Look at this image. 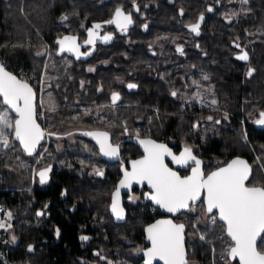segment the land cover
Instances as JSON below:
<instances>
[{"label":"flooded vegetation","instance_id":"1","mask_svg":"<svg viewBox=\"0 0 264 264\" xmlns=\"http://www.w3.org/2000/svg\"><path fill=\"white\" fill-rule=\"evenodd\" d=\"M209 2L210 0H136L140 9L137 12L132 7L133 0H52V3L62 4V7H58L60 11L57 18L58 25L55 26L54 45L45 42L47 46L45 48L46 58L48 59L46 64H54L57 61L61 71L51 78L48 77V65L44 67V91L49 94L50 89L54 92L56 90L59 92L58 96H63L64 99L68 98L66 96L73 97L72 99L76 102L73 107L78 109L72 112L73 117H76L78 112H87L91 114L92 121L102 125L97 129L83 126L52 131L49 111L43 103H41L42 107L40 106L41 96L39 97L37 94L35 108L37 122L45 133L41 140L44 143L43 151L51 145L52 137L55 138V144L59 147L67 144L63 139L72 141L78 136L89 138L97 147L95 152H97L98 158L93 157V164L83 174V177L92 183L96 179L107 182L106 196L102 201L105 205L104 209L92 211L91 218L79 227L77 241L83 251L74 257L77 264H118L116 260H113V256H119L116 259L121 260L120 264H129V259L135 261L133 264H145L144 253L149 247L145 229L155 220L169 216L156 205L155 207L151 206L148 220L140 222V237H137L135 233L128 236L123 230L129 228L131 222L127 221L131 211L141 209L144 212L146 208L144 202L149 200L145 197V193H150L146 187L137 188L135 186L127 193L121 194L122 207L126 213L124 221H115L110 212L112 193L122 177L121 169L129 170V162L143 156L139 139L151 138L164 143L175 155H179L185 146H190L193 149V154L201 160L194 151L193 143L195 147H198L195 139L198 140L199 135H201V139L204 138V121L208 120L209 116L212 118L216 116L224 117L227 122L229 116H232L233 107L228 102L233 99L230 93L231 89L237 90V88L227 85L226 81L232 80L237 85L239 79L243 86H247L249 96H242L241 105L246 100L255 102L254 91L256 90L254 89L260 78L254 76L258 71L256 61L260 57L262 36L258 35V31L255 30L249 34V38L238 37L243 36L242 30L236 29V26L240 24L239 13L244 4L241 3V0H229L230 5L237 3L236 15L231 22H228L225 17L232 13L222 6L221 0L219 3L217 0H212V4ZM249 4L254 7V0H251ZM118 6L122 7L125 13H131L133 16L134 23L129 27L127 33L121 32L115 24L104 23L112 19ZM209 7L212 8L211 12L207 10ZM181 9H183V15L180 14ZM65 11L69 18L62 22L60 17L65 15ZM201 14L204 19L200 22L199 35H197L191 32L187 26L196 23ZM96 23L102 25L99 30L101 36L111 33L113 39L108 43L97 40L93 48L92 45H86L84 41L88 38L87 30ZM144 25H147V28ZM64 35L77 36V42L81 45L80 51L82 53L91 51V54L86 57L81 56L80 59L67 51L58 54L59 46L55 41ZM221 35L235 37L234 40H231L234 48L229 51V55L236 61H219V57L215 58L210 55L211 47L215 46L211 43L213 39L210 37ZM236 44H239L240 47H236ZM177 45L183 46V55L176 51ZM51 46H54L52 50ZM241 49L248 53V61L236 59V56L241 54ZM249 67L255 69L251 77L246 76ZM89 68H93L94 71H88ZM232 73H239L241 76L232 79L225 76ZM205 76L208 79L205 80ZM51 80H53V87H51L53 84L49 83ZM81 81L84 82L83 87ZM262 82L264 83V80ZM129 83L136 84L137 87L129 89L127 87ZM31 85L33 87V84ZM97 89H101V91H97ZM172 91H177L178 96L173 97ZM113 92L120 95V99L115 105L111 101ZM83 95H85L84 99L89 100V105L80 104ZM213 99L216 104L211 103ZM240 110L241 115L244 114L242 106ZM261 111L264 109H259L258 115ZM162 116L188 120L191 123L189 137L180 136L167 140L164 137L152 136V131L158 132L157 130L161 129V125L158 123V127L155 125L154 118ZM241 122L246 130L243 119L239 120V123ZM151 123H154L152 129L150 128ZM125 124L127 132H125ZM193 124L198 126L194 128ZM113 128L121 130L118 136H113ZM94 131L108 132L109 142L114 146L119 145V155L116 161L106 160L100 152L96 139L84 134ZM137 132H139V137H137ZM135 138L139 147L138 154L125 160L124 158L128 155V147L132 148L136 145L133 144ZM166 163L181 176L191 174V165L181 167L172 163L170 159H167ZM201 167L206 174L203 163ZM96 169L102 170L103 175H97ZM129 197H135V200L129 199ZM86 207H90L89 204ZM169 217L173 219L174 223H178L175 215ZM36 224L41 225V222ZM4 235V240L7 243H17V238L15 242L12 240L13 236L16 237L12 227L10 232ZM81 235H86L90 239L81 241ZM111 235L116 236L115 243L112 241ZM59 237L60 235L57 236L55 232L56 241L59 240ZM184 238L186 245L185 234ZM30 245L33 246V244ZM101 256L104 259H101Z\"/></svg>","mask_w":264,"mask_h":264},{"label":"trees","instance_id":"2","mask_svg":"<svg viewBox=\"0 0 264 264\" xmlns=\"http://www.w3.org/2000/svg\"><path fill=\"white\" fill-rule=\"evenodd\" d=\"M250 1L243 4L239 13L240 24L235 26L236 29L242 30L243 36H238L239 38H249V34L257 30L258 35L263 39L260 43V46L262 45L260 57L256 61L258 71L254 76L260 78L254 89L256 90L254 91L255 102L246 100L241 105L242 96L248 97L249 90L247 86L241 84L239 79L237 85L228 79L227 85L237 88V90L231 89L230 93L233 99L228 102L233 107L232 116H229L227 122L216 116L212 120H205L204 138L201 139V135H199L198 140L195 139L198 147H195L193 143V148L202 160L206 174L234 158L245 159L252 167L251 183L255 184L257 181L264 183V125L255 123L260 118L258 110L264 109V83L262 82L264 80V0H254V7L249 4ZM209 4H212V0ZM221 4L231 13H235L237 10L236 2L230 5L229 0H221ZM58 7H62V4L52 3V0H0V55L4 58L1 60L0 56V61L18 77L33 84L36 97L39 94L46 107L50 94L57 105L55 112L48 113L52 121L50 126L52 131L83 126L97 129L102 125L92 121L91 114L86 115L85 112H78L75 118L72 116V112L78 110L73 107L76 105L73 97L66 96L68 98L64 99L63 96H58L59 92L56 90L54 92L51 89L49 94H46L43 83L42 86L39 85L41 78L44 79L45 42L54 45L55 26L58 25L57 18L60 11ZM228 7L230 9H227ZM210 39H213L211 43L215 45L211 47L210 55L215 58L219 57V61H236L229 55V51L234 48V44L231 43V40L235 39L234 36L221 35L210 37ZM53 47L51 46V50ZM38 51L44 52V55L37 56ZM48 67V77L51 78L61 71L57 61L54 64L49 63ZM225 76L232 79L241 75L232 73ZM49 83L53 84V80ZM53 86L54 84L51 85V87ZM81 98L80 104L89 105V100L84 99L85 95ZM0 102L16 119L14 111L1 99ZM241 106L244 108L242 115ZM240 119H244L247 139L242 136ZM154 120L156 126L157 123L161 125L158 132L152 131L151 134L154 137H164L168 140L180 136L189 137L191 133V123L185 118L162 116L155 117ZM217 120L220 123L217 124ZM153 125L154 123L150 124L151 129ZM120 131V129L113 128V136H118ZM13 136L14 133L10 134L12 150L10 148L6 151L0 150V206L3 210L12 213L11 225L17 243H6L3 242V238L0 239V264H77L74 257L83 251L77 241L79 227L91 218L92 211H101L105 206L102 201L106 196L107 182L96 179L92 183L83 177V174L93 164L91 163L89 167L84 161L93 158V155L94 158H98L97 152H95L97 147L89 138L79 136L72 141L63 139L67 144L59 147L55 144V138L52 137L51 145L46 149L45 156L43 155L36 168L38 171L43 166L51 165L49 180L42 185L37 175L33 183L26 178L29 170L25 166L27 163L35 161L44 149V143L40 142L36 152L32 156H28L20 144L13 139ZM133 144H136V148L128 147V155L124 158L125 160L138 154L139 147L136 138ZM14 148H16L15 152ZM258 157L263 170L256 162ZM18 161H21L22 165H19ZM16 173L23 179L18 178ZM146 201L144 202L146 206L144 212L141 209L131 211L127 221L131 222L129 228L123 230L128 236L135 233L137 237H140V222L147 221L150 217L151 206L155 207L152 200ZM87 204L90 207H86ZM200 205L202 206L201 211L200 208H196V211H183L175 215L178 223L185 224L187 264H211L214 261L216 264H239L237 258L231 259L226 255L222 258V252H225L232 243L231 239L227 237L223 221L219 220L216 210H213V213H206L209 218L215 216L216 223L213 224L211 220H207L204 224L202 209L206 206L202 201H197L196 207ZM71 209L75 210L71 211ZM40 211L43 212V215L37 216V212ZM193 216L198 217L196 228L190 224ZM38 222H41V225H37ZM57 228L60 230L58 241L54 238ZM111 236L115 243L116 236ZM201 236H204L205 239L202 240ZM262 243L263 241H258V250L264 248ZM30 244H33V253V250L28 251ZM212 253L215 254V260ZM116 258L119 256H113V260L120 264L121 260ZM131 262L135 263L129 259V264Z\"/></svg>","mask_w":264,"mask_h":264},{"label":"snow or ice","instance_id":"3","mask_svg":"<svg viewBox=\"0 0 264 264\" xmlns=\"http://www.w3.org/2000/svg\"><path fill=\"white\" fill-rule=\"evenodd\" d=\"M247 2L248 0H241V3L246 4ZM132 7L137 12L140 10L136 0H133ZM207 10L211 12L212 8L209 7ZM180 14L183 15V9H181ZM235 15L236 13L227 14L225 18L231 22ZM68 18L67 15L60 17L62 22ZM203 19L204 16L201 14L196 23L187 27L191 32L199 35L200 22ZM104 23L115 24L121 32L127 33L134 20L131 13H125L124 9L118 6L112 19ZM101 27L100 23H96L87 30L88 38L84 41L86 45H92L94 48L97 40L108 43L113 39L111 33H105L101 36L99 32ZM144 27L147 28V25ZM77 39L75 35L58 37L55 41L59 46L58 54L65 51L71 52L75 54L77 59H80L81 56L90 55L91 51L84 53L80 51L81 45ZM236 47H240L239 44H236ZM176 51L183 55V46L177 45ZM36 55L42 56L44 52L38 51ZM236 59L248 61V53L241 49V54L236 56ZM88 71L91 72L94 69L89 68ZM254 71L255 69L249 67L246 76L251 77ZM204 79L206 80L208 77L205 76ZM43 82L42 77L41 83ZM83 83L81 81L82 87ZM127 87L133 89L137 85L129 83ZM97 91H101V89H97ZM171 95L176 97L178 92L172 91ZM0 97H3L4 104L15 111L17 116L13 124L7 113L0 112V144L5 149L12 147L9 135L5 133V129H11L14 133L13 139L19 141L24 153L32 156L45 136L41 126L37 123V113L33 103L35 93L28 80L18 78L13 73L6 71L2 61H0ZM119 99V93L113 92L111 95L112 104L115 105ZM46 103L49 112L57 110V105L50 94ZM211 103L216 104V101L213 99ZM85 114L88 113L85 112ZM259 115L260 118L255 123L264 125V111H261ZM208 119L212 120V117L209 116ZM216 123L218 124L220 121L217 120ZM197 126V124H193L194 128ZM124 128L127 132L126 124ZM84 134L96 139L102 155L108 157L119 155V145L114 146L109 142L108 132L94 131ZM137 137H139V132H137ZM139 143L143 146L144 155L140 159L131 161V171L121 169L123 178L112 193L111 211L117 219L124 218V209L121 207L119 199L121 189L130 188L133 182L146 183L151 192L145 193V197L169 213L176 214L182 210L196 211L197 201L203 202L206 207L202 211L206 213H213L214 209L217 210L218 218L223 221L227 237H230L232 242L225 252H222V258L226 255L231 259L238 257L239 264H264V248L258 250V238L259 241H264V183H251L252 167L246 160L237 157L225 166L205 174L201 167L202 161L197 159L190 146H185L179 155H175L167 145L158 143L151 138L139 139ZM165 157H169L172 163L181 167L191 165V174L181 176L165 163ZM259 159L258 157L257 160ZM39 162L37 161L38 164ZM50 171L51 165L38 171L33 169L34 175L39 177V182L42 185L48 182ZM95 171L97 175H103L102 170L96 169ZM129 199L135 200V197H129ZM3 211V208H0V212ZM5 215L11 220V211ZM40 215L43 213L37 212V216ZM212 223H216L215 218H213ZM11 227L10 223L0 220V229L6 230ZM192 227L195 228L196 224H193ZM145 231L147 239L151 242V248L144 253L148 257L145 264H152L153 259L157 258L163 261V264H187L184 241L185 224L174 223L171 219L157 220L154 224L149 225ZM56 235H60L59 229L56 230ZM89 239L90 237L86 235L80 236L81 241H88ZM201 239L203 240L205 237L201 236ZM12 240L15 242L16 237L13 236ZM32 250L33 246L28 245V251ZM96 254L99 255V253ZM100 258L104 259L103 256Z\"/></svg>","mask_w":264,"mask_h":264},{"label":"rangeland","instance_id":"4","mask_svg":"<svg viewBox=\"0 0 264 264\" xmlns=\"http://www.w3.org/2000/svg\"><path fill=\"white\" fill-rule=\"evenodd\" d=\"M0 49H1V47H0ZM46 51H45V57H44V63H43V65L45 66V64H46V62H47V58H46ZM0 54H1V51H0ZM1 56V55H0ZM1 60H3L4 58L1 56ZM39 85H41V80L39 81ZM41 103L42 102H40V106L42 107V105H41ZM0 112H5V113H7V115H8V117L12 120V122H13V124H14V120H15V117L10 113V111H8V109L4 106V105H2L1 104V102H0ZM214 118V117H213ZM218 118H222V120L223 121H225V119H224V117H218ZM209 120V119H208ZM243 121H244V119H243ZM241 124V128H242V136L243 137H247V133H246V130L243 128V123L241 122L240 123ZM69 128H74V127H69ZM5 133L7 134V135H9V139H10V134H12L13 132H12V130L11 129H5ZM11 148H13V146L11 147ZM10 148V149H11ZM0 150H8V149H5V148H3V146H2V144H0ZM12 150V149H11ZM4 151V152H5ZM16 151V148H14V152ZM46 151V150H45ZM45 151H41L40 152V154H39V156L35 159V161H33V163L31 162V163H27L26 164V166H25V168H27L28 170H29V172H27V174H26V178L27 179H29L30 180V182L31 183H33L34 182V180H35V177H36V175H34V172H33V169H36L37 168V161H40L42 158H43V155H44V153H45ZM45 156V155H44ZM93 157H94V155H93ZM94 161V158H88V159H86L84 162L87 164L86 166H89V165H91V163ZM45 162V161H44ZM256 162H258L259 163V166H260V168L263 170V168L261 167V164H260V162L258 161V160H256ZM19 165H22V163H21V161H18L17 162ZM90 167V166H89ZM27 170V171H28ZM16 176L18 177V178H21V179H23L22 177H19L18 176V174L16 173ZM258 182V181H257ZM23 190H25L24 188H23ZM0 208H2L1 206H0ZM196 208H200V211H201V208H202V206L200 205V206H198V207H196ZM8 211L7 210H4L3 212H0V220H2V221H6L7 223H10L11 224V220H9L8 219V217L5 215V213H7ZM203 217H204V224H206V222H207V220H211V223H212V220H213V218H215V216H213V217H208V215L206 214V212H204V215H203ZM197 220H198V217H191V221H190V224H196V227H197ZM195 227V228H196ZM10 230H11V228H7L6 230L5 229H0V239L1 238H3V242H6L4 239H5V235L4 234H8L9 232H10ZM7 243V242H6ZM263 244V243H262ZM264 245V244H263ZM224 246H226V245H224ZM212 256L214 257V260H215V254L213 255V253H212ZM211 264H216L215 263V261L214 262H212Z\"/></svg>","mask_w":264,"mask_h":264},{"label":"water","instance_id":"5","mask_svg":"<svg viewBox=\"0 0 264 264\" xmlns=\"http://www.w3.org/2000/svg\"><path fill=\"white\" fill-rule=\"evenodd\" d=\"M6 71H9V72H11L10 70H8L7 68H6ZM11 73H13V72H11ZM14 74V73H13ZM14 75H16V74H14ZM17 76V75H16ZM18 77V76H17ZM18 78H20V77H18ZM31 85V84H30ZM32 86V85H31ZM33 91H34V89H33ZM34 93H35V91H34ZM0 99L3 101V97H0ZM33 103H34V106H35V108H36V93H35V98H34V101H33ZM8 106V105H7ZM9 107V106H8ZM10 108V107H9ZM11 109V108H10ZM14 113H15V111H14ZM16 114V113H15ZM38 123V122H37ZM39 124V123H38ZM154 140V139H153ZM17 141V140H16ZM156 141V140H155ZM18 143H19V141H17ZM158 142V141H157ZM158 143H161V142H158ZM164 144V143H163ZM99 145V144H98ZM139 145H140V143H139ZM166 145V144H165ZM141 146V150H142V152H143V155H144V150H143V146L142 145H140ZM99 148H100V145H99ZM106 160H108V161H116L117 160V158L118 157H108V156H104V155H102ZM141 158V157H140ZM140 158H138V159H140ZM167 159H170L169 157H165V163H166V160ZM235 159V158H234ZM135 160H137V159H135ZM171 160V159H170ZM233 160V159H232ZM230 162V161H229ZM167 164V163H166ZM129 170H127V171H131V161L129 162ZM172 169V168H171ZM172 170H174V169H172ZM174 171H176V170H174ZM215 171V170H214ZM123 178V173H122V177L119 179V181L121 180ZM119 181L117 182V184L119 183ZM117 186V185H116ZM137 187V188H143V187H146L148 190H149V192H151V189L148 187V185L146 184V183H135V182H133L132 183V185L130 186V188H122L121 189V192H120V197H119V199H120V205H121V207H122V202H121V194L122 193H127L128 191H130V189L132 188V187ZM115 191V190H114ZM154 203V202H153ZM154 205H156L155 203H154ZM158 208H160L158 205H156ZM123 208V207H122ZM124 209V208H123ZM161 209V211L163 212V213H165V214H167V215H169V216H171V215H176V214H178V213H176V214H172V213H169V212H167L165 209H162V208H160ZM184 210H182L181 212H183ZM217 211V210H216ZM110 212H111V214L113 215V213H112V211H111V205H110ZM125 210H124V218L123 219H117L114 215H113V217H114V219H115V221H117V222H122V221H124V219H125ZM217 215L219 216V214H218V211H217ZM166 217V218H160V219H157V220H166V219H171L172 221H173V219L171 218V217ZM157 220H155L153 223H151V224H154ZM174 222V221H173ZM150 224V225H151ZM149 226V225H148ZM147 226V227H148ZM146 227V228H147ZM145 235H146V241L148 242V244H149V247L147 248V250L149 249V248H151V242L147 239V233H146V231H145ZM184 241H185V238H184ZM258 241H259V238H258ZM146 250V251H147ZM185 258H186V245H185ZM148 259V257H146L145 256V262H146V260ZM237 259H238V261H239V258L237 257ZM152 264H163V261H161V260H159L158 258L157 259H153V261H152Z\"/></svg>","mask_w":264,"mask_h":264},{"label":"built area","instance_id":"6","mask_svg":"<svg viewBox=\"0 0 264 264\" xmlns=\"http://www.w3.org/2000/svg\"><path fill=\"white\" fill-rule=\"evenodd\" d=\"M7 66V65H6ZM263 244H264V241H263Z\"/></svg>","mask_w":264,"mask_h":264}]
</instances>
